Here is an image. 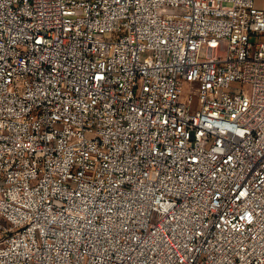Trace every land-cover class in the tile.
Returning a JSON list of instances; mask_svg holds the SVG:
<instances>
[{"label": "built area", "instance_id": "1", "mask_svg": "<svg viewBox=\"0 0 264 264\" xmlns=\"http://www.w3.org/2000/svg\"><path fill=\"white\" fill-rule=\"evenodd\" d=\"M0 264H264V7L0 0Z\"/></svg>", "mask_w": 264, "mask_h": 264}, {"label": "crops", "instance_id": "2", "mask_svg": "<svg viewBox=\"0 0 264 264\" xmlns=\"http://www.w3.org/2000/svg\"><path fill=\"white\" fill-rule=\"evenodd\" d=\"M256 5L259 7H264V0H255Z\"/></svg>", "mask_w": 264, "mask_h": 264}]
</instances>
